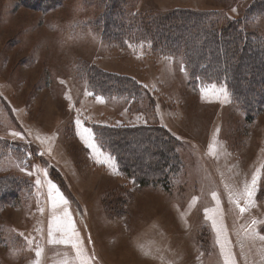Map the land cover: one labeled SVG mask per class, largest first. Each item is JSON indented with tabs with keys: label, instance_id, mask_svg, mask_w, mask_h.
Returning a JSON list of instances; mask_svg holds the SVG:
<instances>
[{
	"label": "rangeland",
	"instance_id": "obj_1",
	"mask_svg": "<svg viewBox=\"0 0 264 264\" xmlns=\"http://www.w3.org/2000/svg\"><path fill=\"white\" fill-rule=\"evenodd\" d=\"M55 2L0 0V264H264V85L194 43L234 23L264 46V0ZM175 12L186 34L157 24ZM100 127L159 128L174 157L140 183Z\"/></svg>",
	"mask_w": 264,
	"mask_h": 264
},
{
	"label": "trees",
	"instance_id": "obj_2",
	"mask_svg": "<svg viewBox=\"0 0 264 264\" xmlns=\"http://www.w3.org/2000/svg\"><path fill=\"white\" fill-rule=\"evenodd\" d=\"M38 3L31 4L33 8L44 5H56V0H37ZM59 3L61 0H57ZM30 4V3H29ZM253 13V12H252ZM183 12H175L167 16L160 17L157 24L165 29V33L174 36L186 34V30H181L182 24L187 22L188 17ZM177 23L178 26H174ZM227 29L218 33L206 29H200L199 39L205 40L208 44L206 49H197L196 53H205L212 57L210 67L223 68L231 71L235 69L238 84H249L254 90L260 89L264 85V46L252 34L239 32V28L234 23ZM190 34L193 33L189 28ZM253 36V37H252ZM184 37L180 38L183 40ZM239 43V44H238ZM243 46H241V45ZM202 47V46H201ZM213 54V55H211ZM199 58H202L199 56ZM205 59H203L205 61ZM206 59V65L208 63ZM200 60V59H199ZM235 63V65H234ZM250 83H249V82ZM97 135L104 146L116 155L121 164H124L126 174L136 176L140 183H147L151 177L157 174L163 175L166 166L170 165L171 156L170 143L160 134V129L152 128H108L100 127Z\"/></svg>",
	"mask_w": 264,
	"mask_h": 264
},
{
	"label": "snow or ice",
	"instance_id": "obj_3",
	"mask_svg": "<svg viewBox=\"0 0 264 264\" xmlns=\"http://www.w3.org/2000/svg\"><path fill=\"white\" fill-rule=\"evenodd\" d=\"M215 86L213 85V88ZM203 91L207 92L208 90L207 89H204ZM221 92H226L225 89H220ZM77 124H80L81 122L79 120L76 121ZM83 133H86L87 135H82V139H84L85 143L88 145L89 148L93 149L94 151L96 152H99L100 150L98 149V146L96 145L94 139H93V133L91 131V129H88V128H84L83 129ZM16 135H19V134H16ZM101 163L105 162V161H99ZM257 180H258V175H253L252 177V180H251V183H245L244 187H243V190L242 192L239 194L240 195V198H245L246 201H247V204L248 205H253L254 204V196H255V193L257 191ZM52 188H56V185L55 184H52L51 185ZM215 195V194H214ZM60 199L61 201L64 203V204H67V201L63 198L62 194L60 195ZM235 203L237 204V206H239V199H237L235 201ZM56 206V203H55V199L53 201V208H55ZM247 210V208L245 207H241L240 208V212L243 213ZM207 212V210H205ZM209 219H211V217H209ZM253 225H255L257 223V221L253 220ZM213 225L216 226V230L218 233H220L222 231V227L221 226H217L216 225V222L215 220H213ZM70 230H71V222L69 221V224L68 225H64V226H61L58 222H57V218L55 216H53V231L56 232V231H63L65 233L64 237L61 238V239H56L55 236H53V238L50 240V243L52 244H72V246L74 248L77 249V255H79V252H80V249L77 245L76 242H74L71 238H70ZM51 235V233H50ZM71 235L72 236H75L77 235V233H75L74 231H71ZM261 239H264V237H261ZM223 247V245H222ZM43 252V249H39L36 251V256L39 257L41 256ZM228 255L225 256V260L227 261L228 260ZM35 264H39V260H37L35 262ZM234 264V262H233Z\"/></svg>",
	"mask_w": 264,
	"mask_h": 264
}]
</instances>
